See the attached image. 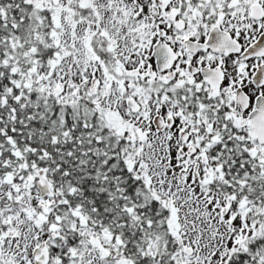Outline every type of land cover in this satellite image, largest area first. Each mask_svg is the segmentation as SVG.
Instances as JSON below:
<instances>
[{"label": "snow or ice", "instance_id": "6c2138e0", "mask_svg": "<svg viewBox=\"0 0 264 264\" xmlns=\"http://www.w3.org/2000/svg\"><path fill=\"white\" fill-rule=\"evenodd\" d=\"M0 264H264V0H0Z\"/></svg>", "mask_w": 264, "mask_h": 264}]
</instances>
